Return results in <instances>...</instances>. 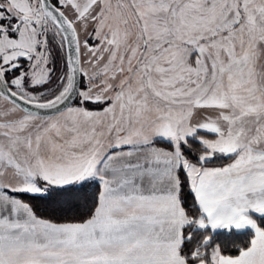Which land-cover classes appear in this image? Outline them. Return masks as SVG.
<instances>
[{
    "label": "snow or ice",
    "instance_id": "snow-or-ice-1",
    "mask_svg": "<svg viewBox=\"0 0 264 264\" xmlns=\"http://www.w3.org/2000/svg\"><path fill=\"white\" fill-rule=\"evenodd\" d=\"M0 264H264V0H0Z\"/></svg>",
    "mask_w": 264,
    "mask_h": 264
}]
</instances>
